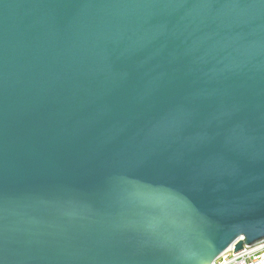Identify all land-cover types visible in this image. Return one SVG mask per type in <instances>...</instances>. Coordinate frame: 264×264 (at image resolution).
Here are the masks:
<instances>
[{"label":"water","instance_id":"95a60500","mask_svg":"<svg viewBox=\"0 0 264 264\" xmlns=\"http://www.w3.org/2000/svg\"><path fill=\"white\" fill-rule=\"evenodd\" d=\"M262 242L264 0H0V264Z\"/></svg>","mask_w":264,"mask_h":264},{"label":"built area","instance_id":"2783aa9c","mask_svg":"<svg viewBox=\"0 0 264 264\" xmlns=\"http://www.w3.org/2000/svg\"><path fill=\"white\" fill-rule=\"evenodd\" d=\"M214 264H264V242L235 253L232 247Z\"/></svg>","mask_w":264,"mask_h":264}]
</instances>
